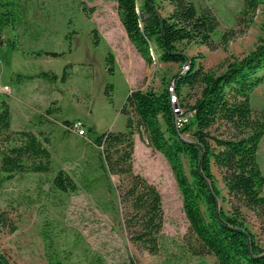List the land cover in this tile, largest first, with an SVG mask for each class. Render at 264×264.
<instances>
[{
    "label": "rangeland",
    "instance_id": "rangeland-1",
    "mask_svg": "<svg viewBox=\"0 0 264 264\" xmlns=\"http://www.w3.org/2000/svg\"><path fill=\"white\" fill-rule=\"evenodd\" d=\"M13 1L17 3L16 17H4L0 8V113L5 110L9 120V126L0 127V212H5L0 252L12 264H48L41 236L42 223L47 220L54 225L57 245L68 264H89L93 255H100L106 264H131V260L137 264H219L213 255L189 253L177 263L174 256L181 254L180 248L169 244L173 238L182 244L188 233L182 196L164 155L139 133L135 135L134 171L155 183L162 193V233L167 249L151 254L133 242L124 226L118 190L128 178L105 174L93 144L99 133L127 129V115L121 110L131 88L159 92L172 82L181 65L158 60L148 65L121 24L116 0ZM192 1L199 8H211L217 16L220 25L213 35L215 43L223 33L238 31L226 46L214 50L197 43L183 44L188 56H196L206 69H217L226 58L247 54L263 34V14L258 11L248 24L241 13L244 0ZM164 6L166 13L170 7ZM93 29L100 35L98 44ZM109 50L116 59L113 72L107 62ZM45 51L60 55H46ZM65 66L69 75L62 80ZM109 84L113 86L108 88L112 99L106 94ZM198 92V88L186 87L183 97L191 104ZM251 103L256 112L264 114V82L252 92ZM80 128L86 129L85 136L77 133ZM25 131L33 132L50 156L48 161L25 158L24 164L31 168L47 162L51 170L27 169L8 178L1 168L2 157L24 144ZM258 161L264 174V138ZM60 169L74 179L76 190L61 192L51 187ZM214 173L220 203L228 209L227 188L216 166ZM245 211L251 228L260 231L253 213ZM261 239L264 244V234Z\"/></svg>",
    "mask_w": 264,
    "mask_h": 264
},
{
    "label": "trees",
    "instance_id": "trees-1",
    "mask_svg": "<svg viewBox=\"0 0 264 264\" xmlns=\"http://www.w3.org/2000/svg\"><path fill=\"white\" fill-rule=\"evenodd\" d=\"M116 1L121 24L145 62L152 64L156 53L161 63L180 64L181 70L172 78L178 94L183 96L186 87L199 89L193 103L185 101L195 115L182 129L174 124L168 86L159 92L136 88L130 91L121 110L127 115V129L105 131L93 139L101 170L107 175L128 178L118 190L124 207V226L130 239L151 254L167 249L162 233L165 221L162 193L155 183L134 171L135 135L139 133L141 138L147 137L149 146L164 155L182 196L189 222L188 233L182 244L174 238L169 244L180 248L181 254L174 256L177 263L189 253L213 255L219 264H264L261 239L264 234V174L258 161L259 145L264 138V114L256 112L251 103L252 92L264 82V19L263 34L251 51L226 58L217 69H206L196 56H188L183 44L197 43L214 50L226 46L238 34V31H227L215 43L213 35L220 23L211 8H199L192 0ZM165 3L170 7L166 13L163 12ZM15 7L17 3L13 0H0L4 17L15 16ZM258 11L264 17V0H244L241 13L248 24ZM92 33L94 42L100 43L97 29ZM43 53L60 55L55 51ZM107 62L113 72L116 59L112 50L108 52ZM185 64L189 67L182 71ZM43 75L48 76V73ZM68 75V66H65L62 80ZM112 87L109 84L106 89L110 99L112 94L108 88ZM4 111L0 113V127L9 126ZM47 112L50 113V109ZM65 123L70 125L69 121ZM213 127L217 128L213 130ZM222 127L226 131H220ZM23 135L24 144L11 148L2 157L1 168L8 173V178L27 169L51 170L47 162L27 168L25 158H46L48 161L50 154L33 132L25 131ZM215 166L227 188L228 209L220 203ZM51 183L53 189L61 192L78 188L63 169L55 173ZM245 209L253 213L260 231L251 228ZM4 217L5 212H0V232L5 224ZM54 232L52 222L45 220L41 236L47 262L68 264ZM89 261V264H106L100 255L91 256ZM0 264H12L2 252ZM131 264L137 263L131 260Z\"/></svg>",
    "mask_w": 264,
    "mask_h": 264
},
{
    "label": "built area",
    "instance_id": "built-area-1",
    "mask_svg": "<svg viewBox=\"0 0 264 264\" xmlns=\"http://www.w3.org/2000/svg\"><path fill=\"white\" fill-rule=\"evenodd\" d=\"M155 59L157 60V54L154 53ZM188 65L185 64L182 66V71H185L188 69ZM168 92L170 94V101L172 104V110H173V115H174V124L177 129H182L184 128L188 123L191 122L195 115V111L188 107L186 104L184 97L180 94H178L175 84L172 81L168 85ZM7 89V88H6ZM77 133L81 136L86 135V129L85 128H80Z\"/></svg>",
    "mask_w": 264,
    "mask_h": 264
},
{
    "label": "crops",
    "instance_id": "crops-1",
    "mask_svg": "<svg viewBox=\"0 0 264 264\" xmlns=\"http://www.w3.org/2000/svg\"><path fill=\"white\" fill-rule=\"evenodd\" d=\"M133 90V88H131L129 91ZM263 243V242H262Z\"/></svg>",
    "mask_w": 264,
    "mask_h": 264
}]
</instances>
